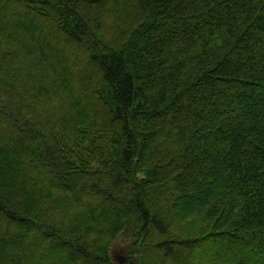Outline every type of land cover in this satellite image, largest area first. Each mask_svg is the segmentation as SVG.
Instances as JSON below:
<instances>
[{"label": "trees", "instance_id": "obj_1", "mask_svg": "<svg viewBox=\"0 0 264 264\" xmlns=\"http://www.w3.org/2000/svg\"><path fill=\"white\" fill-rule=\"evenodd\" d=\"M120 236L264 264V0H0V264Z\"/></svg>", "mask_w": 264, "mask_h": 264}, {"label": "rangeland", "instance_id": "obj_2", "mask_svg": "<svg viewBox=\"0 0 264 264\" xmlns=\"http://www.w3.org/2000/svg\"><path fill=\"white\" fill-rule=\"evenodd\" d=\"M128 241L125 236H120L118 240L112 246V257L114 264H131L127 253ZM204 252L207 249L203 250ZM199 256H202V251L198 252Z\"/></svg>", "mask_w": 264, "mask_h": 264}]
</instances>
